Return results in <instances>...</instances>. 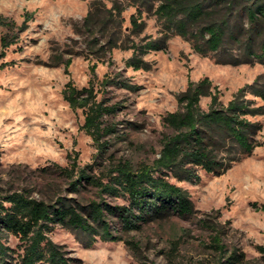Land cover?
I'll return each instance as SVG.
<instances>
[{
	"label": "rangeland",
	"instance_id": "obj_1",
	"mask_svg": "<svg viewBox=\"0 0 264 264\" xmlns=\"http://www.w3.org/2000/svg\"><path fill=\"white\" fill-rule=\"evenodd\" d=\"M95 1L101 15L93 35L83 28L93 0H0V17L16 23V41L8 48L0 41V55L4 53L0 58L1 186L29 187L36 197L61 193L83 202L96 199L97 189L92 185L79 193L69 190L68 179L57 165L65 167L75 161L91 174L103 176L118 161L128 160L135 167L152 163L168 131L164 116L178 108L177 97L189 80L208 77L219 89L221 101L227 103L239 88L264 75L261 62L220 63L212 53L196 52L190 40L179 35L168 39L166 49L143 55L147 68L127 66L133 42L144 43L162 34L155 13L159 1ZM115 4L123 10L109 16L106 11ZM132 15L143 26L133 30ZM7 31L0 24V38ZM93 67L98 98L116 105L107 118L116 130L106 137L108 148L100 157H95L96 145L83 129V109L72 108L63 96L69 80L79 88L87 86L93 79ZM107 76L132 88L103 85ZM249 97L256 105H264L260 97ZM209 102V96L202 97V108L207 109ZM251 119L261 123L256 139L263 141L264 114ZM198 172L197 181L168 175L188 191L196 211L191 216L174 212L130 233L121 231L117 218L109 216L124 240L98 239L90 247L60 226L50 237L64 246L71 264H214L213 232L201 223L206 218L222 231L221 238L230 250L244 254L241 264H264V254L258 250V245H264V146L241 155L222 174ZM104 197L111 205L126 203L123 198ZM129 240L136 241L140 249L132 248ZM17 243L9 238L12 246Z\"/></svg>",
	"mask_w": 264,
	"mask_h": 264
},
{
	"label": "trees",
	"instance_id": "obj_2",
	"mask_svg": "<svg viewBox=\"0 0 264 264\" xmlns=\"http://www.w3.org/2000/svg\"><path fill=\"white\" fill-rule=\"evenodd\" d=\"M154 1H159L155 13L161 21L162 34L144 43L133 42L127 66L147 68L143 55L166 49L173 35L190 40L200 54H214L220 63L264 64V0ZM100 9L93 0L83 21V28L93 35ZM114 10L120 14L123 8L115 4L106 13L113 16ZM131 22L133 30L143 26L133 15ZM0 24L8 30L0 38L1 46L8 48L16 41V23L1 16ZM70 63L68 59L65 64L68 67ZM94 78L93 67V79L87 86L79 88L69 80L63 96L72 108L83 109V129L96 145L95 157H100L108 148L106 137L116 130L107 119L116 105L98 98ZM263 80L264 75L257 76L239 88L227 103L221 101L219 89L208 77L189 80L177 97L178 108L164 116L168 131L163 133L159 155L152 163L142 162L135 167L128 160L118 161L105 169L103 176L91 174L88 167L78 166L75 161L65 167L57 165L60 174L68 179L69 190L79 193L86 185H92L97 189L96 199L83 202L61 193L36 197L29 187L0 185V264H71L72 258L64 246L50 237L57 226L72 231L84 246L90 247L98 239L124 240L109 216L117 218L121 231L130 233L167 214L193 215L196 211L188 191L171 182L168 175L187 181L199 180V169L219 175L241 155L264 146V140L256 139L262 125L251 119L264 114V105H256L249 97L252 94L264 100ZM101 83L132 88L108 76ZM204 96L210 97L207 109L201 106ZM105 195L123 198L126 203L111 205ZM201 223L213 232L210 247L214 264L243 263L244 254L227 247L222 231L212 221L205 218ZM11 237L17 239L16 247L9 244ZM128 242L132 248L140 249L136 241ZM176 249L173 247L175 252ZM258 250L264 254V245H258Z\"/></svg>",
	"mask_w": 264,
	"mask_h": 264
}]
</instances>
